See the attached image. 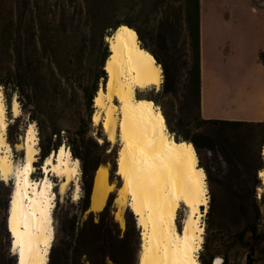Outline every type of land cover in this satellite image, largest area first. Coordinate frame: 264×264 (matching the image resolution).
Here are the masks:
<instances>
[{
  "label": "rangeland",
  "instance_id": "1",
  "mask_svg": "<svg viewBox=\"0 0 264 264\" xmlns=\"http://www.w3.org/2000/svg\"><path fill=\"white\" fill-rule=\"evenodd\" d=\"M182 4L181 0L174 3L175 6ZM55 9H60V6H56ZM161 9L167 11L166 14L172 22L173 12L170 8L164 7ZM39 12L42 13V10L40 9ZM122 17L120 11H111L107 4L95 5L90 9L73 5L68 7L63 18L59 14L55 16V19L46 28L47 33L44 36L48 44L51 43V47L42 52L44 58L43 69L42 73L36 78L37 107L34 109L23 97L19 98L16 92L6 91L0 84L8 119L6 139L8 137V126L14 123L15 118L12 111L14 99L17 100L19 107L20 120L10 129V132L14 135L17 134V136L13 135L15 137L14 144L9 142L12 149V159L15 163L21 161L23 157V152L16 148V144L21 142V136L30 123L34 125L37 132L39 152L40 145L44 140L47 141L46 137L51 128L60 129L61 142L59 146L65 145L70 148L67 145V136L74 133L75 128L79 125L84 127V124L88 122L87 114L90 110L92 112L94 110L93 105L91 109L85 106L84 94L94 86L102 49L107 46L109 50L106 37L104 36L102 39V33L110 32L111 28L104 29L105 26ZM165 28H168V23ZM200 28L205 57V71L207 69L208 72L207 79H205L207 88L204 91L206 96L205 113L216 115L219 113L224 114L225 111L228 113L247 112L255 105L252 96L250 97L247 93L248 89L254 85L257 93L258 89H262L261 91L264 92V0H201ZM21 31H24L23 26H21ZM22 34V38L25 40L27 35ZM167 36L168 47L171 48V51L165 57L167 72L165 75L163 72V81L160 87L158 89L150 87L144 91L137 90L136 95L146 101H152L150 99L155 98L157 104L166 111L173 128L180 134L195 135L202 128H197L195 123L199 116L196 101L194 97L187 95L185 92L186 65H184V60L189 63V53L184 55L180 48L183 46L188 49L189 39L182 17L179 24L175 25L172 35ZM3 64L0 59V73L5 75ZM103 71L105 77L98 78L97 87L101 86L106 79L104 67ZM164 88L175 90V92L165 93ZM29 112L34 114L36 118H29ZM91 116L92 113L89 118L87 135L105 137L102 125H93ZM41 128L44 133H41ZM211 137L214 151H208L205 148L200 151L201 161L207 166L209 173L207 179L209 197L207 210L205 211V208L202 207L204 213L202 217L204 224L203 241L208 239L212 247L220 245L219 250H214L220 261L225 250V246L222 244L228 245L231 243L230 240L228 242L223 238L222 232H224L227 225L233 226L234 231H237L243 226L245 220L242 215L244 213L240 212L241 216L235 210L231 195L245 181H251L249 170L258 164L259 157L264 164L260 146L262 131L258 126H245L226 131L225 139L219 131L213 132ZM199 139L203 141L201 137ZM107 147L116 149L117 158L119 142L114 144L109 142ZM55 150L51 149L50 153ZM95 155L102 160L100 165L107 167L109 175L111 165L109 162H105L106 157L103 155L102 150L97 149ZM39 157L40 153L34 162L35 171L32 176L35 179H40L42 175L41 164L43 160H40ZM76 158L79 160L80 166V175L77 176L80 195L82 161L78 157ZM87 165L92 167V157L87 160ZM258 171L256 174L261 186L257 188L256 198L259 210L264 218V185ZM91 172L94 176V170ZM115 177H113L112 183L118 187V185H121L122 179L118 175L117 179ZM9 178L5 181L0 179L5 191L9 190L8 199L14 181L12 175ZM50 179L55 183V206L59 204V208L56 209L59 214L60 209H64V206L67 205V199L73 202L76 201L73 199L75 182L73 180L69 183L64 192L60 194L59 184L62 177L50 175ZM116 197L115 194L111 206L112 214L121 230H123L125 228L124 215L126 210L130 209L126 204L120 208L117 201H115ZM55 206L52 211L54 235L57 228ZM210 206L211 214L207 216ZM118 209L122 210L123 223L115 218L114 213ZM89 211L92 210L88 207L84 217L87 216ZM185 213L184 207L179 209L177 213L176 224L179 228L182 226ZM96 220L97 216H95ZM211 220L214 222L212 230L207 229V225ZM9 238L12 242L10 232ZM234 244L235 246L229 252L228 264H242L245 261V250L240 246V242ZM202 246L199 254L202 251ZM12 256L16 264V256L14 254ZM218 260L216 263L219 262Z\"/></svg>",
  "mask_w": 264,
  "mask_h": 264
},
{
  "label": "bare ground",
  "instance_id": "2",
  "mask_svg": "<svg viewBox=\"0 0 264 264\" xmlns=\"http://www.w3.org/2000/svg\"><path fill=\"white\" fill-rule=\"evenodd\" d=\"M106 40V79L93 98L91 118L93 125H102L109 142H119L116 174L122 183L115 201L120 208L125 204L129 207L141 228L137 264H192L193 260L201 264L198 255L204 234L202 207L207 210L209 198L206 172L198 165L192 142H178L169 131L161 107L136 95L137 90L160 87L162 67L141 47L129 26L113 30ZM0 109V177L9 180L12 175L14 179L7 217L11 253L16 256V264H47L54 239L52 211L56 197L50 175L62 177L60 194L74 180L73 199H78L79 160L62 145L43 159L41 178H33L39 154L34 125L30 123L16 144L23 157L15 163L6 139L8 119L1 86ZM12 111L13 117L19 116L16 99ZM97 139L102 142V138ZM261 155L264 158V144ZM26 166L32 170L26 171ZM258 175L264 185V168ZM113 188L107 167L98 166L89 209L102 210ZM182 207L186 213L179 228L176 220ZM121 212L118 209L114 214L123 223Z\"/></svg>",
  "mask_w": 264,
  "mask_h": 264
},
{
  "label": "trees",
  "instance_id": "3",
  "mask_svg": "<svg viewBox=\"0 0 264 264\" xmlns=\"http://www.w3.org/2000/svg\"><path fill=\"white\" fill-rule=\"evenodd\" d=\"M180 0H0V59L4 63L5 75L0 73V84L6 91L16 92L23 97L32 109L37 107V96L35 85L37 76L42 73L44 58L42 52L51 47L48 44L45 34L46 28L51 24L55 16L59 14L62 18L68 7L77 5L83 9H90L95 5L107 4L111 11H120L122 18L115 20L104 29L111 28L110 32H103L104 36L110 35L113 30L123 26H129L136 33L140 45L149 52L155 60L160 63L164 75L167 72L165 61L171 48L168 47V36L172 35L175 25L181 20L184 22L188 35V46L181 47L184 53H189V63L186 65L185 92L194 97L199 113L200 108V21L201 4L200 0H181L182 5H174ZM60 6L56 10L55 7ZM170 8L173 12V20L167 16V11L161 8ZM42 10V13L39 10ZM41 13V14H40ZM168 23V28L165 25ZM120 25V26H117ZM21 26L24 31H21ZM117 27V28H116ZM173 30V31H172ZM27 35L23 40V34ZM108 56V49H102L100 62L98 63V74L93 88L84 94V103L88 108H92V101L98 89V78L105 77L103 71L104 60ZM165 93H172L175 90L164 88ZM140 98V96H139ZM150 100L157 104L155 98ZM166 125L178 142H192L197 156L198 165L202 167L207 179L209 173L207 166L202 163L200 151L205 148L214 151V144L211 134L216 131L224 135L230 129L245 126H258L262 131V141L264 144V119L262 121L251 122L242 120H222L203 119L198 116L195 121L197 128H202L195 135L180 134L169 122L166 111L161 108ZM91 110L87 114L88 122L83 126L75 128L74 133L67 136L68 146L71 148L73 157H78L82 161L81 194L75 202L66 200L67 205L60 212H56L59 204L55 206V220L57 223L56 232L52 241L47 264H137V256L140 245V232L136 226L134 214L126 210L124 215L125 228L121 230L118 222L114 219L111 206L115 198V192L108 195L105 206L102 210L94 213L89 211L84 217L89 207V196L92 188V170H95L102 163L100 157L95 155V151L102 150L106 157L105 162L110 163L109 180L113 182V177L117 179L116 171V149L108 148L109 141L105 137H92L87 135ZM29 118L35 119L34 114L29 112ZM20 120L19 116L14 118V123L8 126L7 141L14 144L17 134L10 132ZM62 130V129H61ZM41 133L44 130L41 128ZM13 135L15 137H13ZM47 141L40 145V160L50 154L51 149H58L61 142L59 128H51L47 134ZM53 135L54 138H53ZM201 137L203 141L199 139ZM97 138H102L99 142ZM93 159L92 167L87 165L89 158ZM248 164V163H245ZM264 168L260 157L258 164L250 168L251 181H245L243 185L233 191L232 202L235 204L237 213L245 218L243 226L234 231L233 226H226L223 238L231 243L222 244L225 250L221 260L216 256L214 250H219L220 245L210 246V241H203L202 251L199 254L201 264H228L229 252L234 243L240 242V246L245 250V261L242 264H264V218L259 210L256 198L257 188L260 187V180L257 171ZM120 185H118L119 187ZM0 183V264H15L10 252V238L7 228L8 193ZM211 214V206L207 211V216ZM241 215V213H240ZM241 215V216H242ZM95 216L97 220L95 221ZM214 222L211 220L207 229H213ZM219 261L216 263V261ZM263 262H262V261ZM240 264V263H238Z\"/></svg>",
  "mask_w": 264,
  "mask_h": 264
},
{
  "label": "crops",
  "instance_id": "4",
  "mask_svg": "<svg viewBox=\"0 0 264 264\" xmlns=\"http://www.w3.org/2000/svg\"><path fill=\"white\" fill-rule=\"evenodd\" d=\"M201 4V0H200ZM228 11V10H227ZM229 15V11H228ZM201 23V21H200ZM207 69L205 71V57H204V50H203V41L201 37V28H200V78H201V87H200V108H199V116L203 119H222V120H242V121H251V122H257L262 121L264 119V92H262V89H258V93L254 85L248 89V94L250 97L252 96L253 100L255 101V105L250 108L247 112H235V113H228L227 111L219 114H212V113H205L206 107L205 99L206 96L204 94L205 88H207V83L205 85V79H207ZM114 185V183H113ZM117 186H114L113 190L115 194L117 195L118 191ZM91 194V193H90ZM90 198V196H89ZM90 206V204H89ZM95 211V210H94ZM92 210V212H94ZM100 211V210H98ZM95 211L94 213H96Z\"/></svg>",
  "mask_w": 264,
  "mask_h": 264
},
{
  "label": "snow or ice",
  "instance_id": "5",
  "mask_svg": "<svg viewBox=\"0 0 264 264\" xmlns=\"http://www.w3.org/2000/svg\"><path fill=\"white\" fill-rule=\"evenodd\" d=\"M0 111H2V109H0ZM0 127H3V125L0 124ZM25 170L26 171H31L32 169L30 168V166H26ZM0 179H5L6 180L7 178L6 177H0ZM192 264H196L195 260L192 261Z\"/></svg>",
  "mask_w": 264,
  "mask_h": 264
},
{
  "label": "water",
  "instance_id": "6",
  "mask_svg": "<svg viewBox=\"0 0 264 264\" xmlns=\"http://www.w3.org/2000/svg\"><path fill=\"white\" fill-rule=\"evenodd\" d=\"M117 26H119V25H117ZM110 36H112V33L110 34ZM106 42H107V40H106ZM108 54H109V50H108ZM107 58V57H106ZM106 60V59H105ZM105 60H104V62H105ZM94 172H95V170H94ZM9 216V210L7 211V217ZM138 228V227H137ZM138 230H139V232H140V236H141V228L139 229L138 228ZM10 245H11V242H10Z\"/></svg>",
  "mask_w": 264,
  "mask_h": 264
},
{
  "label": "built area",
  "instance_id": "7",
  "mask_svg": "<svg viewBox=\"0 0 264 264\" xmlns=\"http://www.w3.org/2000/svg\"><path fill=\"white\" fill-rule=\"evenodd\" d=\"M69 148V147H68Z\"/></svg>",
  "mask_w": 264,
  "mask_h": 264
}]
</instances>
